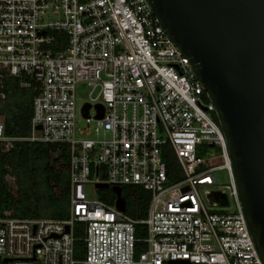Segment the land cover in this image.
I'll list each match as a JSON object with an SVG mask.
<instances>
[{
  "label": "built area",
  "instance_id": "obj_1",
  "mask_svg": "<svg viewBox=\"0 0 264 264\" xmlns=\"http://www.w3.org/2000/svg\"><path fill=\"white\" fill-rule=\"evenodd\" d=\"M4 72L36 93L28 140L70 148V215L22 220L5 212L0 264H264L215 106L148 0H0V90ZM82 86L90 102L79 109ZM15 141L0 123L4 151ZM219 170L228 184L218 183ZM98 185L146 191V218L91 200L88 187L106 191Z\"/></svg>",
  "mask_w": 264,
  "mask_h": 264
},
{
  "label": "water",
  "instance_id": "obj_2",
  "mask_svg": "<svg viewBox=\"0 0 264 264\" xmlns=\"http://www.w3.org/2000/svg\"><path fill=\"white\" fill-rule=\"evenodd\" d=\"M148 1L215 106L241 207L264 263V0ZM111 190L117 210L126 212L122 189ZM216 199L227 205L226 196Z\"/></svg>",
  "mask_w": 264,
  "mask_h": 264
},
{
  "label": "trees",
  "instance_id": "obj_3",
  "mask_svg": "<svg viewBox=\"0 0 264 264\" xmlns=\"http://www.w3.org/2000/svg\"><path fill=\"white\" fill-rule=\"evenodd\" d=\"M3 92L0 96V117L3 118L5 135L17 139L13 148L4 151L0 144V218L5 212H12L13 218L22 220H66L70 215V148L66 144L31 142L33 102L36 93L33 89L21 87L20 79L4 72ZM35 84V83H33ZM35 86V85H34ZM28 91L29 94L21 93ZM215 120L218 122L217 117ZM57 155V157H55ZM62 163L57 168V162ZM8 177H13L17 197L11 192ZM129 217L141 221L147 216L150 195L142 189L122 188ZM117 196L112 191L106 200L113 205ZM130 206V207H129ZM139 240L146 237V230L137 225ZM75 259L82 262L85 247L82 232L76 231ZM144 250L137 244V254Z\"/></svg>",
  "mask_w": 264,
  "mask_h": 264
},
{
  "label": "rangeland",
  "instance_id": "obj_4",
  "mask_svg": "<svg viewBox=\"0 0 264 264\" xmlns=\"http://www.w3.org/2000/svg\"><path fill=\"white\" fill-rule=\"evenodd\" d=\"M20 82H22V83L25 84V82L23 80H20ZM21 87L24 88L23 84L21 85ZM20 92L21 93H24L25 95L29 94L28 91L27 92L26 91L24 92L23 90H20ZM89 94H90L89 88H87L85 86H82V87L78 88V91H77V104H78V108L79 109L82 107V105L84 103L90 102V95ZM78 119L80 120V118H78ZM80 122H81V126H85L86 125V121H82L81 120ZM0 123H3V118H1V117H0ZM209 151L212 152L211 150H209ZM198 155L200 157H203V158L205 156L207 158H211L213 156L212 153H208V155H205V154L201 153L200 151L198 152ZM55 157H57V155H55ZM221 164H222L221 160L220 161H212L211 162V166H219ZM56 166H57V168H61L62 167V163L59 161V162L56 163ZM182 177L183 176L181 175V179H182ZM215 177H216V179H217V181H218L219 184L225 185V184H228L229 183V177H228V173H227L226 170H219V171H217L215 173ZM7 179H8V182L10 183V187H11L12 194L15 197H17V188H16V186L14 184L13 177H8ZM178 180L179 179L176 178V179H174V182H176ZM111 192H112L111 189L110 190H106V191L96 192L92 186L88 187V194H89V198L91 200L102 201V202H104L106 204H109V203L106 202V200H103V199H106L107 198V194H110ZM114 204H115V202H114ZM109 205H111V204H109ZM113 205H111V206H113ZM127 211H129L128 210V207H127ZM217 212L220 213L221 211L220 210L219 211L217 210ZM127 215H128V213H127Z\"/></svg>",
  "mask_w": 264,
  "mask_h": 264
}]
</instances>
